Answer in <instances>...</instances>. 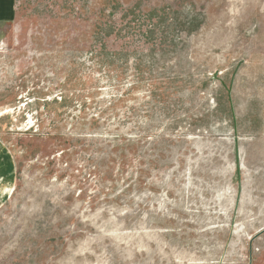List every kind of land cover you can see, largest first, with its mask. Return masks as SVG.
Instances as JSON below:
<instances>
[{"label": "rangeland", "instance_id": "1", "mask_svg": "<svg viewBox=\"0 0 264 264\" xmlns=\"http://www.w3.org/2000/svg\"><path fill=\"white\" fill-rule=\"evenodd\" d=\"M0 264H264V0H15Z\"/></svg>", "mask_w": 264, "mask_h": 264}, {"label": "crops", "instance_id": "2", "mask_svg": "<svg viewBox=\"0 0 264 264\" xmlns=\"http://www.w3.org/2000/svg\"><path fill=\"white\" fill-rule=\"evenodd\" d=\"M14 18L15 0H0V45L4 33L11 27ZM15 168L12 152L0 141V203L7 196L6 189L13 183Z\"/></svg>", "mask_w": 264, "mask_h": 264}]
</instances>
